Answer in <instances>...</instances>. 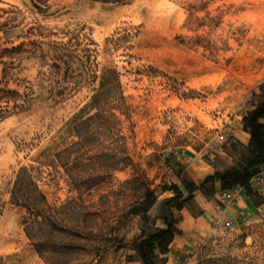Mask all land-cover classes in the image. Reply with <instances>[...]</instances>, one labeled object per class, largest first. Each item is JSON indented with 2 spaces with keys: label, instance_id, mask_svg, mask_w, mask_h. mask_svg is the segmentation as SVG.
Segmentation results:
<instances>
[{
  "label": "rangeland",
  "instance_id": "obj_1",
  "mask_svg": "<svg viewBox=\"0 0 264 264\" xmlns=\"http://www.w3.org/2000/svg\"><path fill=\"white\" fill-rule=\"evenodd\" d=\"M75 34L81 43L69 46ZM49 44L78 56L83 65L72 68L79 74H53L52 61L40 57ZM261 83L264 0H0V85L29 97L0 119L1 262L47 264L25 236L24 209L10 202L16 171L31 165L50 204L81 200L89 212L68 219L84 234L61 264H142L135 243L162 226L170 183L191 180L181 159L225 140L214 168L241 163L246 146L236 137L245 130L237 127ZM93 114L65 173L55 154L77 142V123ZM229 126L234 135L226 134ZM106 129L117 138L112 146ZM168 206L180 216L175 201ZM90 230L113 240L93 241ZM166 254L154 264H167ZM170 256L169 264H264V208L213 226L184 257Z\"/></svg>",
  "mask_w": 264,
  "mask_h": 264
},
{
  "label": "trees",
  "instance_id": "obj_2",
  "mask_svg": "<svg viewBox=\"0 0 264 264\" xmlns=\"http://www.w3.org/2000/svg\"><path fill=\"white\" fill-rule=\"evenodd\" d=\"M35 7L40 10V6L36 3ZM33 27H28V30L34 35H41V31L34 33ZM25 34V33H23ZM69 46L77 47L81 43L80 36L71 35L68 40ZM17 47L11 46L6 48L7 53L15 50ZM42 60L50 59L52 61V73L63 71L66 76L73 74L72 66L74 64L83 65V61L69 51L64 46L58 44H49L47 52H40ZM85 57V56H84ZM87 58V56H86ZM79 72H74V74ZM82 76V75H80ZM79 76V77H80ZM260 94L255 103L252 104L245 115L242 117V126L249 134L248 143L246 145V153L241 156V163L231 168L222 171L216 170L213 175L206 177V180L216 178L221 183L222 189H230L235 186L242 187L248 195H254L250 186L251 177L264 166V83L258 87ZM30 90V87H29ZM99 93H96L93 98V107L96 108L98 103H94ZM29 102L27 94L20 93L17 90L8 89L6 85H0V119L5 117L9 108H22ZM97 114L90 115L86 119L77 123L78 140L73 146H66L59 150L56 154L58 164L67 173L70 170L68 163L69 156L73 152L80 153L83 146L84 130L83 126L96 117ZM105 137L109 138V144L112 146V141L117 138L110 129L104 132ZM75 150V151H74ZM108 148L103 147V153H107ZM81 161H77L80 164ZM116 169V165H105L104 168ZM91 179L89 183L94 185L95 182ZM76 185H81L80 179L75 181ZM173 196L165 203L166 214L161 218L162 226L155 227L148 233L142 231L140 238L134 245L133 249L138 256V260L142 264H154V258L158 254H166L169 250V244L173 239L175 233L178 232L176 224L179 217H175L172 210H170V201H175L176 209L182 208V203L191 200L195 184L181 175L178 180L172 181L169 187ZM10 202L15 206L21 207L25 211V220L23 229L25 236L39 252L47 259V264H61L60 261L67 258L70 250L73 248L72 241L76 239V245L79 240L83 239V231H81L79 224L71 225L68 219L78 220L81 215H88L89 212H82L85 205L81 200H72L60 206H53L47 200L45 194L38 185L37 178L34 175V167L31 165H23L18 168L12 180L9 190ZM153 196V193H151ZM172 199V200H171ZM78 222V221H77ZM89 239L95 241L96 239L110 242L113 240L112 236L97 237V234L92 230L87 231ZM75 249L79 248L75 247ZM59 261V262H57ZM0 264H3L0 259Z\"/></svg>",
  "mask_w": 264,
  "mask_h": 264
},
{
  "label": "crops",
  "instance_id": "obj_3",
  "mask_svg": "<svg viewBox=\"0 0 264 264\" xmlns=\"http://www.w3.org/2000/svg\"><path fill=\"white\" fill-rule=\"evenodd\" d=\"M241 129L242 122L237 127L238 131H241ZM236 139L246 146L249 134L243 131V137L239 138L237 136ZM215 157V155H206L196 159L195 156L192 157L190 155L181 159V165L189 173L196 189L191 200L184 202L183 207L179 210L180 216L176 224L178 232L173 236L169 244V250L165 255L168 257L166 260L167 264L171 260L170 254L174 256L172 259L179 256L184 257L190 246L206 239L215 225L217 216L215 196L221 188V183L216 178L208 179L205 182L206 177L213 175L214 171L219 170L215 169L212 164ZM260 169H264V166H261ZM250 186L254 195H248L243 188L238 189L235 193V202L225 209L222 214L224 222L238 223L248 215L264 208V191L259 194L252 183ZM256 194L262 196L258 203L254 199ZM174 263H176L175 260Z\"/></svg>",
  "mask_w": 264,
  "mask_h": 264
},
{
  "label": "built area",
  "instance_id": "obj_4",
  "mask_svg": "<svg viewBox=\"0 0 264 264\" xmlns=\"http://www.w3.org/2000/svg\"><path fill=\"white\" fill-rule=\"evenodd\" d=\"M235 129L229 126V131L226 132L228 135H234ZM225 143V140H219L218 145L212 146L209 151H207L204 154H201L200 156H195L196 159L199 157H204L206 155H215L217 153H220L222 150V146ZM176 158H180L185 155V149H181L180 151H177L174 153ZM165 170L167 173L171 174L173 172V169L168 164L164 165ZM252 183L253 187L256 189L257 193H262L264 191V169H260L257 173H255L251 179L250 184ZM240 186H235L230 189H222L220 188L215 196V207L217 216L215 218V225L214 228L218 225H230L232 223L224 222L222 218V214L231 204H233L236 200L235 193L238 189H241Z\"/></svg>",
  "mask_w": 264,
  "mask_h": 264
}]
</instances>
